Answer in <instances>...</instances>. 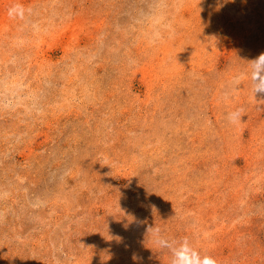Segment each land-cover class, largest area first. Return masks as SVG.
I'll return each instance as SVG.
<instances>
[{"label":"rangeland","instance_id":"1","mask_svg":"<svg viewBox=\"0 0 264 264\" xmlns=\"http://www.w3.org/2000/svg\"><path fill=\"white\" fill-rule=\"evenodd\" d=\"M262 52L264 0H0V264H264Z\"/></svg>","mask_w":264,"mask_h":264},{"label":"clouds","instance_id":"2","mask_svg":"<svg viewBox=\"0 0 264 264\" xmlns=\"http://www.w3.org/2000/svg\"><path fill=\"white\" fill-rule=\"evenodd\" d=\"M244 78L250 79L255 100L257 94H264V52L249 61V71L238 73L233 78V84L238 86ZM241 112V109H237L229 113V121L232 123L237 122L238 119H241ZM149 231H151L154 243L157 246L171 252V264H218L214 257L207 254L202 256L187 237L178 241L169 240L162 235L161 229L157 227H151L148 229Z\"/></svg>","mask_w":264,"mask_h":264}]
</instances>
